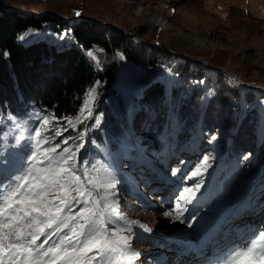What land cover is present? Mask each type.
Wrapping results in <instances>:
<instances>
[{
    "label": "rangeland",
    "instance_id": "1",
    "mask_svg": "<svg viewBox=\"0 0 264 264\" xmlns=\"http://www.w3.org/2000/svg\"><path fill=\"white\" fill-rule=\"evenodd\" d=\"M0 10L37 17L50 15L67 21L82 19L98 27L120 30L141 44L169 50L170 58L196 60L200 65H204L201 62L204 61L216 68H226L243 82L264 87V0H0ZM156 16L173 28L155 27L151 21ZM46 30L34 31L26 40L37 37L50 43L74 45L69 35L60 38L64 32L48 35L44 33ZM81 50L96 72L106 68L112 71L113 79L109 84L122 95L126 111L137 113L140 119V136L129 133L128 139L110 137V142L117 145L115 150L109 144L101 147L92 142L93 151L84 152L80 147L76 153L83 160L103 162L115 169L121 178L117 186L120 211L151 229L148 232L138 226L134 228L135 239L130 243L141 253L135 264H175L179 260L186 264L188 252L200 255L207 245L212 248L222 243L223 240L213 236L224 231L227 225L242 232L235 244L246 238L252 229L264 227V185H260L264 181V91L255 90L254 95L242 97V86L229 76L206 74L198 78L190 67L176 70L175 59L142 67L127 59L122 47L105 51L93 45ZM89 50L93 51L95 59L86 55ZM117 53L125 58L121 60ZM99 81L103 83L97 89L98 99L109 85L104 80ZM150 84H155L156 89V96L151 97L153 105H146L140 111L138 99ZM170 87L177 88L181 103L186 104L184 113L171 122V137L165 128L158 132L156 127L161 109L167 106ZM210 91L214 95H209ZM205 106L208 110L203 113ZM80 107L74 115L64 117L72 118L75 124ZM199 108H202L200 113ZM104 112L112 116L111 107ZM8 113V109H4L0 117V136L11 127ZM99 114L95 111L93 118L84 121L88 131L98 127L93 125ZM198 115L204 123L201 132V123L192 122ZM45 116L49 118L48 131L41 129V132L51 141L46 146L67 139L68 146L75 152L79 146L76 141L81 140L80 133L84 129L79 130L80 124L70 127L66 120L53 119L50 114L24 116L30 120L27 130H17L13 135L32 136L31 129ZM184 125L188 128L184 129ZM63 129L76 131L75 136L63 138L68 132ZM57 130L62 134L55 135ZM237 130L240 143L239 146L234 144L239 152L225 164L227 152L217 156L213 149L224 135L227 141L233 139ZM102 135L107 141V131H102ZM85 136L81 141H85ZM11 143L12 138L8 137L7 144ZM3 144L0 140V145ZM12 151L14 149L9 148L3 156H9ZM146 155L156 159L155 168L145 161ZM205 157L210 166L202 175L191 176ZM173 170H177L175 175ZM196 183H201V189L184 205L186 210L180 219L173 218L175 213L173 217H165L164 212L175 207L179 193ZM249 202L259 211L239 215ZM236 209L239 210L236 212ZM233 215L238 216L231 218ZM224 237L235 239L233 234ZM220 253L211 257L213 264ZM164 256L168 257L167 262H163Z\"/></svg>",
    "mask_w": 264,
    "mask_h": 264
},
{
    "label": "snow or ice",
    "instance_id": "2",
    "mask_svg": "<svg viewBox=\"0 0 264 264\" xmlns=\"http://www.w3.org/2000/svg\"><path fill=\"white\" fill-rule=\"evenodd\" d=\"M34 31L30 28L18 39L24 40ZM9 55L6 50L0 51V56ZM86 55L95 59L92 50ZM117 56L125 58L122 53ZM102 83L97 80L85 91L75 124L72 118L53 119H64L75 128L93 118L100 95L97 89ZM102 115L95 117L93 126H99ZM7 120L12 122L11 127L0 136L4 141L0 145V264H135L141 253L130 243L135 239L134 228L148 232L151 229L120 211L117 186L121 178L115 169L110 164L78 157L76 153L83 143L75 152L67 139L46 146L51 141L41 129L48 131L47 116L31 129L32 136L13 135L17 130H27L29 119L9 112ZM87 131L85 126L81 140ZM61 134L60 130L55 132L57 136ZM8 137L12 138L11 144H7ZM9 148L14 151L4 157ZM209 166L205 157L191 176L202 175ZM201 186L196 183L184 188L175 207L164 216L173 217L175 213L173 218L179 220L186 210L184 205L195 198ZM215 264H264V227L252 229L246 238L222 251Z\"/></svg>",
    "mask_w": 264,
    "mask_h": 264
},
{
    "label": "trees",
    "instance_id": "3",
    "mask_svg": "<svg viewBox=\"0 0 264 264\" xmlns=\"http://www.w3.org/2000/svg\"><path fill=\"white\" fill-rule=\"evenodd\" d=\"M30 28L35 31L48 29L44 32L48 35L59 32L68 33L74 41L73 44L77 46L50 43L46 39L41 40L37 37L30 40H26V37L24 42H19L18 36ZM93 45L105 51L122 47L124 56L142 67L154 65L161 60L175 59L176 70L181 71L185 67H190L192 73L198 78L206 74L227 75L222 71L212 70L205 65L177 56L170 58L172 52L167 49L141 44L135 37H130L120 30L98 27L82 19L67 21L50 15L37 17L0 10V51L6 50L10 53L9 56H0V117L3 116L4 109L20 117L35 113L50 114L55 118L74 115L90 85L97 79L104 80L106 84L113 79L109 68L96 72L84 57L81 49H87ZM39 70H48L50 73L42 74ZM26 80L29 81L28 85L25 84ZM155 84L144 88L143 96L138 99L140 111L144 110L146 105H153L151 97L156 94ZM241 88L242 97L254 95L255 90ZM235 93L236 96L239 95L237 91ZM109 107H111L112 116L109 114L108 117L104 110ZM185 107L186 104H182L178 96L177 88L170 87L167 106H163L161 116L156 121L158 132L165 128L168 131L167 135L171 137V122L184 113ZM201 109H198L199 113ZM207 110L205 106L202 112ZM95 111L103 114L101 124L86 133L84 142L76 141V145L83 143L84 152L93 151V141L101 147L109 144L110 148L115 150L117 145L115 142H110V137L128 139L129 133L135 137L140 136L141 123L137 113L129 114L126 111L122 95L118 94L112 85L109 84L104 89L97 101ZM192 122L193 124L201 123L199 125L201 132L204 123L199 115L195 116ZM84 126L85 124H80L79 130H83ZM183 127L188 128L187 125ZM67 131L63 138L75 136L76 131L72 132L69 129ZM102 131H107V141L104 140ZM237 132L238 130L229 141L224 135L213 149V154L217 156L227 152L228 158L225 164L230 163L239 152V149H236L240 143ZM260 183L264 185V181Z\"/></svg>",
    "mask_w": 264,
    "mask_h": 264
},
{
    "label": "water",
    "instance_id": "4",
    "mask_svg": "<svg viewBox=\"0 0 264 264\" xmlns=\"http://www.w3.org/2000/svg\"><path fill=\"white\" fill-rule=\"evenodd\" d=\"M191 60V59H190ZM193 62H197L196 60H191ZM207 68L209 69H218L221 70L222 72H224L225 74H227L235 83L239 84L242 87H247L249 89L252 90H261L264 91V87H261L259 85H252L250 83L247 82H243L242 80H240L234 73L230 72L229 70H227L226 68H216L213 66H210L209 64H207L204 61H201Z\"/></svg>",
    "mask_w": 264,
    "mask_h": 264
},
{
    "label": "bare ground",
    "instance_id": "5",
    "mask_svg": "<svg viewBox=\"0 0 264 264\" xmlns=\"http://www.w3.org/2000/svg\"><path fill=\"white\" fill-rule=\"evenodd\" d=\"M152 23H153V25L155 26V27H160L161 29H171V28H173V27H169V25L167 24V21H165L162 17H158V16H156L155 18H153L152 19V21H151ZM198 41V40H197ZM199 41H201V39L199 40ZM204 43H206V41L204 42ZM258 57V56H257ZM239 85V84H238ZM252 85H255V84H252ZM260 86V85H259ZM261 87H263V86H261Z\"/></svg>",
    "mask_w": 264,
    "mask_h": 264
}]
</instances>
